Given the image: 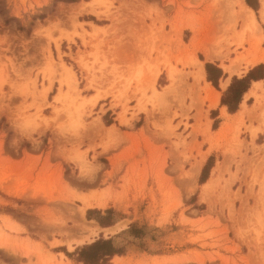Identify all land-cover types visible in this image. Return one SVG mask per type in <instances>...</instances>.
Segmentation results:
<instances>
[{"label": "rangeland", "instance_id": "obj_1", "mask_svg": "<svg viewBox=\"0 0 264 264\" xmlns=\"http://www.w3.org/2000/svg\"><path fill=\"white\" fill-rule=\"evenodd\" d=\"M237 1L0 0V264H264V97L198 80L250 66Z\"/></svg>", "mask_w": 264, "mask_h": 264}, {"label": "trees", "instance_id": "obj_2", "mask_svg": "<svg viewBox=\"0 0 264 264\" xmlns=\"http://www.w3.org/2000/svg\"><path fill=\"white\" fill-rule=\"evenodd\" d=\"M68 1V0H67ZM248 6L254 11L257 10L256 5L246 0ZM206 72V79L215 88H217V82L220 77L223 76L221 69L211 63H205L204 65ZM263 80L264 81V64H258L251 68L243 77L237 78L232 77L231 82L223 93L220 99V105L226 106L229 113H235L238 109L239 103L241 102L242 95L249 89L252 81ZM211 115H216L215 111L211 112ZM215 125V124H214ZM212 166V157H209L206 164L204 165L199 181L204 183L207 179L206 171ZM90 210L87 211L89 213ZM78 255V259L83 264H108L110 259L115 255V248L112 245L110 239L104 240L102 238L96 240L90 245L82 246L78 252H74ZM66 253L67 256L74 255Z\"/></svg>", "mask_w": 264, "mask_h": 264}, {"label": "crops", "instance_id": "obj_3", "mask_svg": "<svg viewBox=\"0 0 264 264\" xmlns=\"http://www.w3.org/2000/svg\"><path fill=\"white\" fill-rule=\"evenodd\" d=\"M249 2H251L252 4H255V2L257 3V5H256V8H257V10L256 11H254L250 6H248L247 5V3H246V0H238L237 1V8H235V9H237V10H239V17H240V20H242L243 21V24H244V26H243V29H242V31L240 32V35H239V37H237L236 39H238V38H240L241 39V41H243V39H242V35H243V33L245 32V31H249L250 32V34L251 35H253L254 34V32L258 29L257 28V24H258V22H257V15L255 14L256 12L258 13V17L260 18V20H262V21H264V0H255V2L254 1H252V0H249ZM251 12L250 14L252 15V17L254 18V22H255V28H252V29H250L249 27H248V24L246 23V21L244 20V16H246L247 14H248V12ZM261 34H262V36L264 37V34L261 32ZM262 36H260L259 37V39H257L258 41H259V43L262 41V39H263V37ZM264 40V39H263ZM259 43L258 42H256V40L255 41H253V43L251 44L252 45V47H253V52H251V54L249 55V60L252 58V57H254V56H263V60H261L260 62H258V63H256V64H249L250 66H248L245 70H242L241 71V75L240 76H237L238 78H241V77H243L247 72H248V70H250L251 68H253L255 65H257V64H259V63H263L264 64V48H262L263 49V51L261 52V53H259L258 51H255V49H256V47H257V49H259ZM248 60V61H249ZM200 63H201V65H200V68H199V73H198V80H199V86H200V88H205L207 91H205V92H208L210 95H215V97H213V99H214V103L216 102V104L214 105L215 107H216V105H217V103L219 104L220 103V95H221V92L220 91H218V90H215L214 88H213V86L211 85V83L210 82H208L207 81V79H206V72H205V69H204V63L203 62H201V61H199ZM207 62H212V61H207ZM219 67L222 69V71L226 74V70L228 69V70H230V68H224L223 69V67L219 64ZM222 79H220L219 80V85L221 86V84L222 83H226V86H227V84H229V81H230V79L227 77V78H225V79H223L222 81H221ZM263 92V93H262ZM263 95V97H264V83H263V81L262 80H257V81H252L251 82V84H250V87H249V89L242 95V97H241V102L239 103V106H238V109H237V111L234 113V114H231V113H229L228 114V111H227V108H226V106H223V105H220L219 104V112H220V116L222 115V114H227L228 116H233L234 118H236V119H238V117L239 116H241L244 112H242V110H243V108L245 109V107L247 108V103H246V101L249 99V98H253L254 97V95ZM213 99L211 98V100H212V102H211V104H213ZM215 107H213V108H215ZM211 109V108H210ZM226 117V116H225ZM228 118V117H227ZM223 126H224V124L220 127V129L221 128H223ZM219 129V130H220ZM256 137L258 136V134L257 135H255ZM200 170L201 169H199V171H198V174L200 173ZM131 184V183H130ZM129 189H130V191H129V194L130 195H133V193H134V187H132V185H129ZM144 197H147L148 198V200H146V203H147V209H149V191H145V194H144ZM114 206V205H113ZM107 207H110L108 204H107V206H106V208ZM116 252V251H115ZM115 255H116V253H115ZM114 255V256H115ZM113 256V257H114ZM58 259H59V257H58ZM65 259H66V261H69V262H71V264H83V263H80V262H78V263H75V262H72V261H70V260H68L66 257H65Z\"/></svg>", "mask_w": 264, "mask_h": 264}, {"label": "bare ground", "instance_id": "obj_4", "mask_svg": "<svg viewBox=\"0 0 264 264\" xmlns=\"http://www.w3.org/2000/svg\"><path fill=\"white\" fill-rule=\"evenodd\" d=\"M250 13L251 12L249 11L248 14L246 16H244V20L248 24V27L250 29H252V28H255L256 26H255L254 18L252 17V15ZM259 41H258V43H259ZM235 43L237 45H241L242 41H241L240 38H238V39L235 40ZM261 60H263V56H254L248 61V63L249 64H256V63L260 62Z\"/></svg>", "mask_w": 264, "mask_h": 264}]
</instances>
